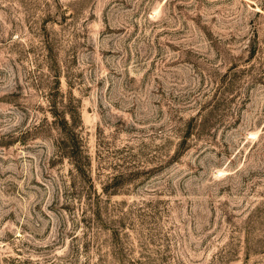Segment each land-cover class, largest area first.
<instances>
[{
  "label": "rangeland",
  "instance_id": "rangeland-1",
  "mask_svg": "<svg viewBox=\"0 0 264 264\" xmlns=\"http://www.w3.org/2000/svg\"><path fill=\"white\" fill-rule=\"evenodd\" d=\"M0 264H264V0H0Z\"/></svg>",
  "mask_w": 264,
  "mask_h": 264
},
{
  "label": "trees",
  "instance_id": "trees-1",
  "mask_svg": "<svg viewBox=\"0 0 264 264\" xmlns=\"http://www.w3.org/2000/svg\"><path fill=\"white\" fill-rule=\"evenodd\" d=\"M53 92L50 91V95L47 96V102L49 104L50 112L53 115L54 123L59 126L63 132V137L58 140V148L61 153V156H67L71 161L72 169L75 171L76 176L82 179L84 182H88V186L93 187V192L99 197L100 193L94 187L93 180L89 174L90 159L89 154L84 152L82 139L77 131V127L80 122V114L78 111L77 104L74 102L72 95H67L66 99H58V93H61L59 90V76H56ZM196 116H192L189 119L187 125V133L191 130L203 128L204 122H197ZM185 143V136H182V139L179 143V147ZM179 151L180 148H179ZM132 173H123L118 172L110 176V180L106 181L101 186V192L109 194L115 193L118 191L120 184H122Z\"/></svg>",
  "mask_w": 264,
  "mask_h": 264
}]
</instances>
